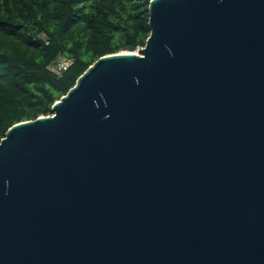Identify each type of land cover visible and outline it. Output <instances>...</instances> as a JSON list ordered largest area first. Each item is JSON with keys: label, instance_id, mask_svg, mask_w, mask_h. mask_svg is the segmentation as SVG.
<instances>
[{"label": "water", "instance_id": "water-1", "mask_svg": "<svg viewBox=\"0 0 264 264\" xmlns=\"http://www.w3.org/2000/svg\"><path fill=\"white\" fill-rule=\"evenodd\" d=\"M0 142V264H264V0H151Z\"/></svg>", "mask_w": 264, "mask_h": 264}, {"label": "trees", "instance_id": "trees-1", "mask_svg": "<svg viewBox=\"0 0 264 264\" xmlns=\"http://www.w3.org/2000/svg\"><path fill=\"white\" fill-rule=\"evenodd\" d=\"M151 0H0V142L53 106L101 57L137 52ZM66 57L61 76L53 68Z\"/></svg>", "mask_w": 264, "mask_h": 264}, {"label": "built area", "instance_id": "built-area-1", "mask_svg": "<svg viewBox=\"0 0 264 264\" xmlns=\"http://www.w3.org/2000/svg\"><path fill=\"white\" fill-rule=\"evenodd\" d=\"M72 64V60L62 57L57 65L53 68L56 75L61 76L62 73L68 69V67Z\"/></svg>", "mask_w": 264, "mask_h": 264}, {"label": "rangeland", "instance_id": "rangeland-1", "mask_svg": "<svg viewBox=\"0 0 264 264\" xmlns=\"http://www.w3.org/2000/svg\"><path fill=\"white\" fill-rule=\"evenodd\" d=\"M137 53H140L139 51H137Z\"/></svg>", "mask_w": 264, "mask_h": 264}]
</instances>
